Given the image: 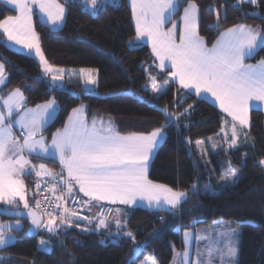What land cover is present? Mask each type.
<instances>
[{"label": "snow or ice", "instance_id": "snow-or-ice-1", "mask_svg": "<svg viewBox=\"0 0 264 264\" xmlns=\"http://www.w3.org/2000/svg\"><path fill=\"white\" fill-rule=\"evenodd\" d=\"M12 5V11L17 15H8L0 20L2 35L7 41L15 42L24 48L34 50L35 57H39L43 73L51 74L48 82L50 89L66 90L65 70L55 69L48 63L39 44V38L32 27L34 14L46 18L47 24L53 31L62 30L66 23V3H74L82 11L90 12L93 18L99 10L111 6L118 8L120 0H2ZM261 0H237V5L248 4L259 8ZM186 5V6H185ZM183 8V15L176 18ZM132 16L135 20V36L129 39V47L141 46L145 38L151 43L152 54L159 60L158 67L167 69L171 78L162 83L156 75H149L153 97L159 99L169 90V85L178 84L184 90V96L174 104L181 105L192 95L207 100L209 95L218 102L220 108L232 118L231 138L228 147L235 148L239 136H243V143L250 142L249 109L255 107L254 102H264V58L255 64L245 63L257 52L264 49V26L247 23L233 24L222 28L221 21L227 20V11L217 13L214 25L219 31L216 41L207 47L205 38L199 34V9L193 0H131ZM260 17L258 12H245ZM171 24V27H166ZM2 38V37H0ZM4 46H7L6 44ZM32 53L29 52V55ZM5 62H0V92L7 84L5 76ZM93 69H81L76 74L78 79L84 80L83 91L94 94L97 81ZM73 74L68 73L67 83H71ZM147 90V85H145ZM27 100L20 88L12 90L7 97L0 95V215H10L30 218V235L46 232L50 237L67 235L73 227L79 228L82 233L103 234L102 244H118L122 238H130L135 242V236L125 231L128 217L123 209L105 212L102 206L93 201H108L112 204L142 207L147 210L164 212L173 218L179 216L182 205L196 195H215L223 190L235 186L239 182L238 171L231 161L221 166L222 174L212 184L209 175V185L201 191L199 175L189 187L174 189L165 184L153 182L148 178L151 161L166 140V128L174 125L179 127L189 114L188 109L183 113L170 112L167 105L161 111L164 123L149 133L129 132L121 134L111 118L99 120L95 115L89 120L86 118V106L73 108L67 122L62 129L51 134V142H46L44 132L57 115L58 105L55 98L49 99L35 108L26 107ZM188 108H192L189 105ZM23 109V111H21ZM21 129L20 135L13 132V127ZM239 126V128H238ZM223 131V129H222ZM227 137V133H225ZM22 141V142H21ZM202 142L197 141L199 148ZM221 147V145H213ZM223 150V149H222ZM48 160L55 163L58 159L60 171L56 172L47 167L46 163L34 164L31 159ZM203 159V155L199 158ZM199 159L194 161V168L199 165ZM264 166V158L259 160ZM207 162H205V167ZM66 171L67 176H64ZM51 178L49 190L55 191L59 186L61 192L57 196L53 212L45 209L40 212L41 204L35 203L29 207L26 199V186L23 177L32 175ZM78 186V193H83L89 199L81 201L89 210L96 208L92 216L79 217L74 209L62 207L61 201L71 198L75 202L78 196L74 188ZM213 191L209 193L208 188ZM36 188L39 191L40 183ZM65 193L67 194L65 196ZM18 198V199H17ZM47 200V198H45ZM23 201L24 208L29 209L25 214L19 208ZM51 203V202H50ZM201 206L195 201L188 209ZM47 217V219H45ZM87 225L81 226V220ZM161 220L164 217H160ZM200 221L192 217L186 224H178L177 230L184 229L183 251L174 252L172 264H238V242L240 232L231 227L230 221L223 218L213 222L214 226L227 225L222 231L213 227L212 233L201 236L195 230ZM113 223L115 231H112ZM23 225L20 219L15 224L0 222V252L14 244L15 233L21 231ZM189 229H192L191 231ZM208 232V230H204ZM73 242L78 244L75 237ZM196 241L195 258H191V242ZM201 240L208 243L203 247ZM63 244V241L60 242ZM147 243V241H145ZM52 240L41 238L37 250L50 252ZM141 246L131 250L133 256ZM71 255V252H68ZM133 256L127 264H131ZM11 257H9L10 259ZM4 257L0 256V264Z\"/></svg>", "mask_w": 264, "mask_h": 264}, {"label": "trees", "instance_id": "trees-1", "mask_svg": "<svg viewBox=\"0 0 264 264\" xmlns=\"http://www.w3.org/2000/svg\"><path fill=\"white\" fill-rule=\"evenodd\" d=\"M193 2L199 9V34L205 38L208 46L219 35L215 27H209L216 21L214 7L221 12L223 6L227 11V20L221 21L222 28L237 23L264 26V18L244 15L245 12L258 10L259 16L264 17V0H261L259 8L248 4L237 5V0ZM65 7L66 23L62 30H51L36 16L34 24L48 62L67 68L64 74L66 90L50 89L39 62L30 55L4 46V37L0 32V62L6 61L7 74V84L2 91L6 93L20 88L25 94L26 106H33L54 96L58 102V113L47 127L49 132L61 126L68 113L81 101L87 103V118L92 119L93 115L99 120L111 118L121 134L149 133L160 127L164 123L161 109L165 105L170 112L183 113L188 109L189 114L179 127L171 125L166 128V140L151 161L148 178L182 190L189 187L199 175L202 191L204 186L209 185L208 177L212 168L209 163L205 167V163L200 161L194 168V161L199 159L194 151V142L219 132L224 114L212 102L196 95L190 96L181 105L174 104V101L184 96V90L177 84L170 85L159 99L153 97L148 86L145 90L147 71L156 75L158 81L166 79L167 71L157 67L148 45L142 43L136 48L129 47L128 42L135 36V28L128 0H120L118 8L108 6L99 10L95 18L90 12L82 11L77 4L66 3ZM11 9L0 1V20L16 13ZM181 10L175 19L181 15ZM261 58H264V49L248 60L255 62ZM81 68L97 69L94 94L83 91L82 79L76 76ZM69 72L73 74L70 84L67 83ZM189 105L192 108L189 109ZM248 130L250 143L231 149L228 153L240 173L235 186L215 195L193 196L182 205L181 214L175 218L142 207L122 206L123 214L128 217L125 231L133 233L135 242L125 237L118 244H102L101 240L106 239L103 234L82 233L75 227L67 235L59 237H50L46 232L33 236L27 232L28 220L23 219V229L15 233L14 244L0 252V256L4 257L3 264H127L135 246L141 247L133 256L131 264H168L173 254L172 244L181 247L180 234L183 229L178 231L177 225L188 223L192 217L200 221L195 226L209 224L216 218L239 225L241 238L238 264H264V166L259 165V160L264 158L262 110L250 109ZM210 156L214 169L220 174L219 160L224 158L223 153L217 151ZM213 181L212 178V184ZM28 189L33 192L30 184ZM208 191H213L211 186ZM28 196L35 200L34 193ZM197 200L201 206L189 212L188 209ZM0 218L6 219L4 216ZM112 231H115L114 223ZM39 237L52 240L50 252L37 250ZM71 237H75L79 243H74Z\"/></svg>", "mask_w": 264, "mask_h": 264}, {"label": "rangeland", "instance_id": "rangeland-1", "mask_svg": "<svg viewBox=\"0 0 264 264\" xmlns=\"http://www.w3.org/2000/svg\"><path fill=\"white\" fill-rule=\"evenodd\" d=\"M215 8V14H216V18H217V13L220 11L217 7H214ZM183 9V8H182ZM223 9H224V7L223 6H221V12L223 11ZM253 12H258V10H254ZM259 13V12H258ZM133 22V21H132ZM145 44V43H144ZM147 45V44H146ZM155 59V58H154ZM155 62H156V60H155ZM245 62H247V63H249V64H255L254 62H248L247 60L245 61ZM257 63V62H256ZM157 64V63H156ZM53 67L55 68V69H63V68H66V67H63V66H55V65H53ZM157 67H158V65H157ZM159 68V67H158ZM85 69H93V70H95L94 72H93V75L95 76V78H96V81H97V69H95V68H85ZM163 71H167L166 69H163ZM43 73V72H42ZM43 75L46 77V79H47V81L49 82L50 80H51V74H45V73H43ZM149 75H153V74H151L150 72H148L147 71V86H148V88H149V90H150V92H151V84H150V80H149ZM168 76V75H167ZM170 77L168 76V77H166V79L165 80H169L170 81ZM159 82H163V81H159ZM170 85H172L171 83H170ZM169 85V86H170ZM82 86H83V88H84V80L82 79ZM95 86L96 85H92V86H89V87H94L95 88ZM179 86V85H178ZM4 93L5 92H0V95H3L4 96ZM7 93H9V92H7ZM152 93V92H151ZM51 98H54V96L53 97H51ZM207 100H209L210 102H214V98H212L210 95H209V97H208V99ZM56 103H57V105H58V102H57V100H56ZM255 103V107H251V108H257V109H260V110H262L263 112H264V102H254ZM80 105H82V106H86V108H87V103H85L84 101H81L80 102ZM217 105H219V103L217 102ZM21 111H23V109H21ZM57 113H58V111H57ZM72 114V112H70V113H68V115L66 116V118H65V120H64V122L62 123V125L61 126H59L57 129H62L63 128V126H64V124L67 122V118H68V116L69 115H71ZM57 116V115H56ZM87 117V116H86ZM56 118V117H55ZM87 119H89V117L87 118ZM231 125H232V121L230 120V118H228L227 116H225L224 115V117H223V119H222V128H221V130L219 131V132H217L216 134H214V135H211V136H209V137H207V138H204V139H199V140H196L195 142H194V151H195V153H197V155H198V158H200L202 155H203V159H199V161L200 162H203V163H205V162H207V163H209L210 164V166H211V168H212V170H210V172H209V175H211L212 176V178H213V182L215 183V181L217 180V179H219L220 178V176H221V174H222V168H221V166L222 165H224V164H227L229 161H231V159H230V156L228 155V153H229V151L231 150V149H234V148H229L228 147V140H230V138H231ZM238 128H239V126H238ZM249 128V127H248ZM248 128L247 129H245L244 131H246V132H248L249 133V130H248ZM57 129H55V130H52L51 132H49V131H45L44 132V135H45V137H46V142L47 143H50L51 142V134L52 133H54ZM222 129H223V131H222ZM13 132L14 133H18V132H21V129L18 127V126H15L14 125V127H13ZM225 133H227V137L225 136ZM250 139H251V136H250ZM197 141H201L202 142V144H201V146L198 148L197 147V145H196V142ZM22 142V141H21ZM250 143V142H249ZM249 143H243V136L242 135H240L239 136V140H238V144H237V146L235 147V148H237L238 146H244V145H247V144H249ZM213 145H221L222 146V149H221V147H213ZM217 151H221V153H223V155H224V158H222L221 160H219V162H221V164L219 165V173L220 174H218L217 172H216V170L214 169V163H213V160L211 159V156H210V154L211 153H213V152H217ZM29 159H31L32 160V162L34 163V164H39V163H46V165H47V167H50V166H53L52 165V162L51 161H48V160H36V159H33L32 157H28ZM59 161H58V159H57V161H56V163H58ZM215 162H218V159H215ZM231 164H232V162H231ZM232 166L238 171V174H239V177H240V173H239V169H238V167H235L233 164H232ZM67 174V173H66ZM26 177H28L29 179V181H26ZM25 178L23 177V179H24V183H25V186H28V184H31V183H33V180H32V178L34 177L35 179H37L38 177H36V175H35V172H33L32 173V175H29V176H26ZM154 182V181H153ZM33 188H34V184H33ZM83 198V197H82ZM18 199V198H17ZM26 199L28 200V202H29V206H30V204L31 205H33V206H35V200H31L30 199V196H28V192H26ZM82 200H84V199H82ZM87 200V199H86ZM109 204V203H108ZM111 206H112V215H117V213H116V211L115 210H117V209H121V207L122 206H128V205H121V204H112L111 203ZM0 207H4V205H2V204H0ZM129 207V206H128ZM131 207V206H130ZM132 207H134V206H132ZM19 208L21 209V208H24V204H23V201H20L19 202ZM45 219H47V217H45ZM17 219H14V218H6V219H2V218H0V222H5V223H8V222H11V223H13V224H15V221H16ZM216 220H220V218H216L215 220H213L211 223H209V224H206V225H197V226H195V230H197V231H199V234L201 235V236H204V235H209V234H214V233H212V229H213V227H216V229L218 230V231H222L223 230V228L224 227H226L227 225H218V226H214L213 225V222L214 221H216ZM20 222H21V224L22 225H24V221L22 220V219H20ZM231 227L232 228H235V229H238V231L240 232V237H239V242H238V262H239V246H240V238H241V228H240V226L239 225H236V224H233V223H231ZM190 231L192 230V229H189ZM204 230H208V232H205ZM27 231H28V228H27ZM42 237H39L38 238V242H39V240L41 239ZM180 238H181V247H178V246H176L175 244H172V247H173V254H172V258H173V255H174V252H181V251H183V247H184V245H183V240H184V229L181 231V234H180ZM44 239H46V238H44ZM208 243V241L207 240H201L200 241V245H201V247H203V245L204 244H207ZM195 250H196V241L195 240H192V242H191V258L192 259H194L195 258ZM172 258H171V260L169 261V263L168 264H172Z\"/></svg>", "mask_w": 264, "mask_h": 264}, {"label": "crops", "instance_id": "crops-1", "mask_svg": "<svg viewBox=\"0 0 264 264\" xmlns=\"http://www.w3.org/2000/svg\"><path fill=\"white\" fill-rule=\"evenodd\" d=\"M0 1H2V0H0ZM128 3H129V5H130V7H131V0H128ZM9 7H13L12 5H8ZM186 6V5H185ZM66 8V7H65ZM131 12H132V9H131ZM18 13L16 12L14 15H17ZM183 15V9L181 10V15L180 16H182ZM34 16H36L41 22H43L44 24H46L48 27H50L51 29H52V26L50 25V24H47V21H46V18H41V16L37 13V14H34L33 15V18H32V27H33V29H34V31L36 32V29H35V24H34ZM175 19V18H174ZM3 20V19H2ZM177 20V22L179 23V20L178 19H176ZM132 21H133V25H134V28H135V20H134V18H133V16H132ZM166 27H171V24H169V25H167ZM0 32L2 33V29H0ZM36 34H37V32H36ZM38 36V35H37ZM4 37V41H5V44L9 47V48H11V49H13V50H15V51H19V52H22V53H25V54H27V55H29V52H31L32 54L30 55V56H32L33 58H35L38 62H39V64H40V61H39V57H35V54H34V50H29V49H26V48H24L22 45H18V44H15V42H11V41H7V37L6 36H3ZM216 41V40H215ZM147 44L148 45V47H149V49H150V51H151V53H152V47H151V43L150 42H148L147 41V39L145 38V40H144V42H143V44ZM40 44V43H39ZM207 47H211V46H208V45H206ZM41 47V46H40ZM41 50H42V48H41ZM43 51V50H42ZM44 53V52H43ZM45 55V54H44ZM153 55V54H152ZM154 56V55H153ZM46 58V57H45ZM154 58H155V60H156V63H157V65H159V60L158 59H156V57L154 56ZM248 62H251V61H249L248 59H246ZM259 60H257V61H255L254 63H256V62H258ZM49 63V62H48ZM245 63H247V62H245ZM50 64V63H49ZM51 65V64H50ZM53 66V65H52ZM40 67H41V65H40ZM64 70H65V72H66V70H67V68H63ZM81 69H85V68H81ZM80 69V70H81ZM160 69V68H159ZM161 70H163V69H161ZM167 70V69H166ZM41 71L43 72V69H42V67H41ZM5 76H6V78H7V74H6V72H5ZM168 77V76H167ZM178 85V84H177ZM14 89H16V88H14ZM13 89V90H14ZM12 91V90H11ZM11 91H9V93L11 92ZM22 91V90H21ZM23 92V91H22ZM9 93H4V97L6 98L7 97V95L9 94ZM24 96H25V94H24ZM49 99H52V98H49ZM48 99V100H49ZM56 100V99H55ZM47 101V100H46ZM209 101V100H208ZM45 101H43V102H39V103H37V104H42V103H44ZM225 116H227L228 118H230V120L232 121V118L227 114V113H225L221 108H220V106L219 105H217V102H212ZM37 104H35V105H33V106H26V107H28V108H35V106L37 105ZM80 106H82V105H80V103L75 107V108H77V107H80ZM250 109H252L251 107H250ZM250 109H249V120H250ZM257 109V108H256ZM73 110V109H72ZM72 110L70 111V112H72ZM69 112V113H70ZM87 112V108H85V113ZM87 118V117H86ZM89 120H91V119H89ZM250 125V124H249ZM20 133L21 132H18V133H16L17 135H20ZM128 134V133H127ZM53 166H50L49 168H52L54 171L56 170V169H58L59 168V162L58 163H56V164H52ZM25 178V177H24ZM32 180H33V182L36 180L34 177L32 178ZM27 181V180H26ZM155 183H158V182H155ZM159 184H162V183H159ZM32 187H33V183H31L30 184ZM26 192H28V195L30 194L31 195V192L29 191V189H28V186H26ZM74 192H77L78 193V186H76L75 188H74ZM83 198L82 199H84V200H82V201H87L89 198L88 197H85L84 195H83V193H79ZM87 199V200H86ZM92 203H94V204H96L97 206L98 205H101V204H110L111 205V203L110 202H108V201H99V202H95V201H93ZM116 204H119V203H116ZM83 206V205H82ZM130 207V206H129ZM132 207V206H131ZM135 207V206H134ZM83 208L86 210V211H88L89 212V214L92 216L93 214H94V212H95V209L96 208H91V210H89L86 206H83Z\"/></svg>", "mask_w": 264, "mask_h": 264}, {"label": "built area", "instance_id": "built-area-1", "mask_svg": "<svg viewBox=\"0 0 264 264\" xmlns=\"http://www.w3.org/2000/svg\"><path fill=\"white\" fill-rule=\"evenodd\" d=\"M59 171L60 169L57 170L56 172H59ZM64 176L65 177L67 176L66 171L64 172ZM37 181H39L40 183L39 191L36 188ZM37 181L35 182L34 187H35V193H36V202L39 201L41 204V208L39 209V211L43 212L45 209H47L48 212H53V208L55 207L56 198L57 196L61 195L59 186L57 187V190L55 191V193H53V191L49 190V185L51 182L50 177L42 176ZM66 195L67 194L65 193V196ZM45 198H47V200ZM81 201H82V198L79 193H78V196L75 197V202L71 198L64 199L63 201H61L62 207L59 209H56V212H60L62 211L63 207H67L69 209H74L78 213L79 217L81 218L85 216H90L89 213L83 208ZM99 206H102L105 212L112 209V207L109 204H102ZM85 225H87V221L82 219L81 226L83 227Z\"/></svg>", "mask_w": 264, "mask_h": 264}, {"label": "water", "instance_id": "water-1", "mask_svg": "<svg viewBox=\"0 0 264 264\" xmlns=\"http://www.w3.org/2000/svg\"><path fill=\"white\" fill-rule=\"evenodd\" d=\"M30 208H33L34 206H29ZM21 210L26 214L28 212L29 209H26V208H21ZM0 216H4L6 218H14V219H27L28 220V223H29V226H28V230H29V227L31 225V220L30 218H28L26 215L25 217L23 218H20V217H14V216H10V215H0ZM28 234H29V231H27Z\"/></svg>", "mask_w": 264, "mask_h": 264}]
</instances>
